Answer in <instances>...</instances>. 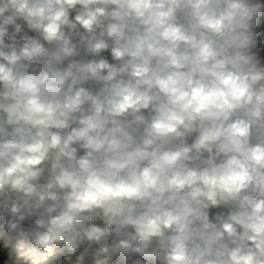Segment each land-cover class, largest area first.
<instances>
[{"label": "clouds", "instance_id": "clouds-1", "mask_svg": "<svg viewBox=\"0 0 264 264\" xmlns=\"http://www.w3.org/2000/svg\"><path fill=\"white\" fill-rule=\"evenodd\" d=\"M0 264H264V0H0Z\"/></svg>", "mask_w": 264, "mask_h": 264}]
</instances>
